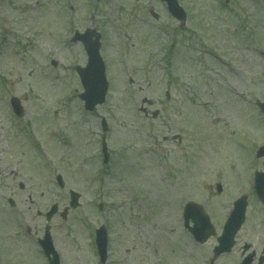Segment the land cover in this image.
<instances>
[{
    "label": "rangeland",
    "instance_id": "1",
    "mask_svg": "<svg viewBox=\"0 0 264 264\" xmlns=\"http://www.w3.org/2000/svg\"><path fill=\"white\" fill-rule=\"evenodd\" d=\"M179 2L182 30L161 0H0V264H47L36 242L47 225L60 264H99L101 224L105 264H206L214 240L192 243L183 205H203L218 223L240 195L250 236L264 241L253 190L263 170L254 152L264 145V0ZM85 28L102 34L109 81L95 112L83 109L73 70L87 58L70 39ZM142 97L154 101L149 111L163 103L159 118L139 112ZM70 190L79 206L62 218Z\"/></svg>",
    "mask_w": 264,
    "mask_h": 264
},
{
    "label": "water",
    "instance_id": "2",
    "mask_svg": "<svg viewBox=\"0 0 264 264\" xmlns=\"http://www.w3.org/2000/svg\"><path fill=\"white\" fill-rule=\"evenodd\" d=\"M169 6V10L176 14V11H178L179 7L177 6V3L175 0H165ZM81 41L83 42L87 55H88V64L85 68L81 69L77 67V71L81 77V82L84 87V92L80 95V97L85 102V108L91 110L96 104H100L105 99V93L107 89V83L105 81L104 77V67L103 63L101 61V58L98 53V42L97 39L92 41L90 39V36L88 37H80ZM12 105L14 110L20 114L21 108L19 107L18 100L15 98L11 99ZM264 152V149H262L261 153ZM107 155H105V161H106ZM59 185L62 187L63 183L60 179V176L57 177ZM218 191L221 190L220 185H217ZM257 193L261 199L264 201V173L257 174V186H256ZM70 206L75 207L77 206V199L79 197V194L75 192H70ZM245 197L240 198L235 203V209L231 213V216L229 217L225 227H224V235L223 239L227 238L230 240L231 235L233 234L234 230L237 228L238 224L242 221L244 209L246 206ZM56 211V206H52L51 210L47 213V219L50 218V216ZM185 213V219L187 220L188 217H192L193 215H199L202 216V210L201 207H199L196 204L189 203L186 206ZM185 211V212H186ZM212 232V231H211ZM97 246L99 250V254L101 256V260L103 261L105 255H106V231L103 227L97 230ZM210 233L206 232L205 234L208 235ZM203 235V239L206 238V235ZM202 239V240H203ZM39 243L42 245L44 249L45 255L53 254L54 261L56 260V255L53 252L51 241L49 239L48 232L45 233L44 240L39 241ZM227 249V248H220V250Z\"/></svg>",
    "mask_w": 264,
    "mask_h": 264
},
{
    "label": "flooded vegetation",
    "instance_id": "3",
    "mask_svg": "<svg viewBox=\"0 0 264 264\" xmlns=\"http://www.w3.org/2000/svg\"><path fill=\"white\" fill-rule=\"evenodd\" d=\"M244 236H245V234H242L241 237H244ZM241 237H240V235L237 236V238H236V246H240L241 248H243L244 246H248V252L255 254V256L253 257V260L256 261V257L257 256H256V247L253 244V243H255L254 240L252 238H249V239H245L247 241V242H245L244 239H241ZM194 244L200 246V245H203L205 243L198 244V243L194 242Z\"/></svg>",
    "mask_w": 264,
    "mask_h": 264
}]
</instances>
